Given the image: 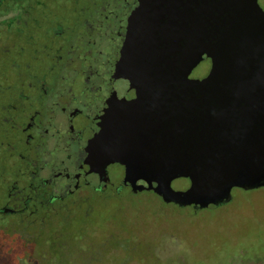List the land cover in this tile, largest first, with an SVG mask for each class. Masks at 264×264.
Segmentation results:
<instances>
[{
    "label": "flooded vegetation",
    "instance_id": "obj_1",
    "mask_svg": "<svg viewBox=\"0 0 264 264\" xmlns=\"http://www.w3.org/2000/svg\"><path fill=\"white\" fill-rule=\"evenodd\" d=\"M258 4L264 10V0ZM138 5V0H0V13L14 11L0 17V219L18 217L44 230L80 201L141 193L125 182L123 164L94 169L87 164L93 139L105 130L116 135L114 147L126 140L127 150L141 149L148 164L164 161L166 150L188 145L189 137L191 142L197 105L189 108L181 97L151 96L149 90L140 98L139 90L115 79ZM5 26L14 31L3 32ZM204 63L208 71L191 78L208 75L211 59L196 68ZM191 102L212 104L210 117L245 115L251 104L255 114L261 112V100L250 97ZM219 104H228V113H219ZM177 182L186 186L176 190L190 186L187 178L172 186ZM85 204L90 214L93 208Z\"/></svg>",
    "mask_w": 264,
    "mask_h": 264
},
{
    "label": "water",
    "instance_id": "obj_2",
    "mask_svg": "<svg viewBox=\"0 0 264 264\" xmlns=\"http://www.w3.org/2000/svg\"><path fill=\"white\" fill-rule=\"evenodd\" d=\"M138 2L115 79L139 90L140 98L149 90L151 96L181 97L180 104L189 108L197 105V129L188 145L166 150L164 161L149 164L141 149L127 150L126 140L114 147L116 135L105 130L93 139L87 164L94 169L119 162L134 193L153 191L179 207H220L233 201L235 188H263L264 10L258 0ZM206 59L212 61L208 75L191 78ZM192 97L256 98L261 112L255 114L251 104L245 115L210 117L212 104H195ZM219 105V113H228V104ZM179 178L189 179L190 186L174 189Z\"/></svg>",
    "mask_w": 264,
    "mask_h": 264
},
{
    "label": "rangeland",
    "instance_id": "obj_3",
    "mask_svg": "<svg viewBox=\"0 0 264 264\" xmlns=\"http://www.w3.org/2000/svg\"><path fill=\"white\" fill-rule=\"evenodd\" d=\"M13 14L4 8L0 17ZM7 27L3 32L14 31ZM208 68L200 65L191 77ZM232 195L231 203L206 209L166 204L153 192L92 197L44 230L0 219V264H264V187Z\"/></svg>",
    "mask_w": 264,
    "mask_h": 264
}]
</instances>
